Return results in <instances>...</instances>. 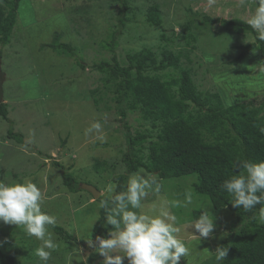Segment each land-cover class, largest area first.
<instances>
[{"label": "rangeland", "instance_id": "1", "mask_svg": "<svg viewBox=\"0 0 264 264\" xmlns=\"http://www.w3.org/2000/svg\"><path fill=\"white\" fill-rule=\"evenodd\" d=\"M153 5L160 10L159 26L146 21ZM256 7V0H245L243 5L239 0H215L211 5L209 0H21L10 42L0 44L3 103L8 111L7 119L0 116V179L35 182L44 193L42 210L54 215L55 225L76 238L65 241L49 228L59 248L48 264H103L104 258L88 241L96 243L92 225L100 216L105 187L117 185L119 175H130L123 160L129 151L128 133L155 135L139 110L125 105L126 115L120 114L113 88L106 85L98 66L114 59L126 66L129 54L145 49L180 50L188 55L184 61L192 68L200 92H218L227 106L252 102L264 107L260 53L234 63L244 47L254 42L253 35L206 21H247ZM188 32L195 36L194 43L187 38ZM55 38L71 45L76 56L50 49ZM95 121L102 124L103 141L85 134ZM9 130L22 134L23 143L9 138ZM147 146L141 154L145 157ZM95 160L106 162L104 171L94 169ZM64 173H70L79 186L92 185L103 195L95 199L83 188L71 193L64 185ZM157 178L169 200L183 201L188 192L193 197L187 208L172 209L184 225L180 235L191 249L180 264H218L214 251L235 214L227 208L214 209L207 197L195 193L197 175ZM153 199L150 196L145 204ZM203 208L213 215L217 227L211 237L200 240L187 225L195 221L193 211ZM39 245L22 228L0 222V248L21 264H43L35 255Z\"/></svg>", "mask_w": 264, "mask_h": 264}, {"label": "trees", "instance_id": "2", "mask_svg": "<svg viewBox=\"0 0 264 264\" xmlns=\"http://www.w3.org/2000/svg\"><path fill=\"white\" fill-rule=\"evenodd\" d=\"M21 0H0V44L6 46L17 24ZM258 6V0H256ZM147 23L161 25L157 5L149 8ZM210 24H220L238 33H250L254 42L244 47L235 59L240 62L246 55L258 51L264 65V42L258 41L253 29L241 19L206 18ZM191 29L188 28V31ZM60 38V36L58 35ZM55 38L48 46L59 55L75 57V49ZM187 38L194 43L195 36L188 32ZM189 43V44H191ZM192 49L195 46L192 45ZM188 55L182 51L163 49L154 52L145 49L129 54L128 64L121 65L116 59L101 63L98 69L104 74V82L113 88L114 101L121 115H126L125 105L139 110L143 119L150 122L151 132L128 133L129 151L124 155L127 173L139 168L155 173L160 179L183 178L197 175L193 189L196 194L207 197L214 209L227 208L235 214L227 234L219 246L229 249L228 256L218 264H264V224L258 220L261 205L251 211L232 205V196L222 187L223 182L238 174L233 169L237 159L259 162L264 160V107L252 102L225 105L218 92L203 94L194 82L193 70L185 64ZM0 116L8 117L5 103L0 104ZM9 138L23 143V135L9 130ZM148 144V154L142 149ZM106 162L95 160L94 169L100 173ZM128 176H118L117 191L126 186ZM64 185L71 193L80 191L79 184L70 173L63 174ZM103 198H101L102 200ZM100 200V201H101ZM201 211H193V220ZM104 210L94 232L107 237L103 227ZM65 241L76 238L63 227L49 226ZM0 264H21L0 248Z\"/></svg>", "mask_w": 264, "mask_h": 264}, {"label": "clouds", "instance_id": "3", "mask_svg": "<svg viewBox=\"0 0 264 264\" xmlns=\"http://www.w3.org/2000/svg\"><path fill=\"white\" fill-rule=\"evenodd\" d=\"M214 2L209 0L210 5ZM244 3L245 0H239L240 5ZM246 23L254 30L255 38L264 42V0H258L254 14ZM259 71H264V65ZM85 134H95L101 141L106 138L100 121L93 122ZM237 168L239 173L226 179L222 187L232 196L234 207H243L247 212L261 205L258 220L264 224V160L237 159L233 169ZM117 188L118 185L109 183L104 190L107 195L99 203L105 213L103 227L107 229V237L98 235L95 244L88 241L104 258L103 264H124L125 258L128 264H180L182 257L190 255L191 249L180 235L184 225L179 224L172 209L191 205V192L185 194L183 201L169 200L162 194L157 175L144 168L131 173L122 190ZM150 196L154 199L146 205ZM43 203L44 193L31 179L11 182L0 179V222L20 227L28 237L40 241L35 255L48 264L59 244L49 230V226L56 224V217L42 210ZM205 209L187 225L200 240L211 237L217 227L213 215ZM99 220L97 216L92 226ZM214 253L219 262L228 256L229 249L219 246Z\"/></svg>", "mask_w": 264, "mask_h": 264}, {"label": "water", "instance_id": "4", "mask_svg": "<svg viewBox=\"0 0 264 264\" xmlns=\"http://www.w3.org/2000/svg\"><path fill=\"white\" fill-rule=\"evenodd\" d=\"M3 84H4V74L0 71V104L3 103ZM80 188H83L90 192L95 199L101 196V192L94 186L88 184H81Z\"/></svg>", "mask_w": 264, "mask_h": 264}]
</instances>
